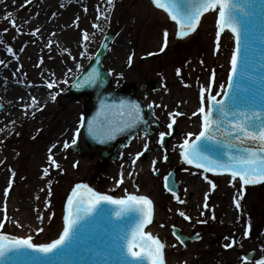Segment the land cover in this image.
<instances>
[{"label":"rangeland","instance_id":"rangeland-1","mask_svg":"<svg viewBox=\"0 0 264 264\" xmlns=\"http://www.w3.org/2000/svg\"><path fill=\"white\" fill-rule=\"evenodd\" d=\"M105 1L108 2V0ZM113 4L114 6L108 4L106 8L105 15L109 17L108 21L103 19L104 15L102 14H100L101 18L96 21L97 12H94L90 17L89 15H82L86 18L82 21L79 20V28H75L72 25L77 16L72 15L71 4L67 0H31V3L27 5H25V0H16L15 4L12 3V0H3L0 3V41H2L0 43V56L6 62L5 66L9 64L8 62L13 64L15 73L13 78L17 79L18 83H9L8 85H22L29 89H34L31 86H43L45 92L48 93L47 101H38L36 108L24 116V119L20 122H13L7 117V114L14 111V108H9L0 98V104L3 106V112L0 113V129H3V131H0V141H2L0 143V161H2L0 167H2L1 171L4 176L15 172L18 180L14 184L12 181V186L9 189L7 221H4L3 207L5 202L4 191L8 187L9 181L7 183L3 182L0 189L2 195L0 199L4 201L0 205V221H4L5 224L1 231L5 233L18 236L23 233L29 235L33 232L32 237L35 243H48L56 239L62 229L67 200L74 187L77 184L91 181L88 178V173L93 169L90 166L93 161L89 157L75 160L71 155L64 153L58 156L55 150L52 155L60 168L50 166L49 148L55 143L57 146L54 149L63 151V141H71L75 129L79 126V117L83 115L81 106L71 104V98L70 101L64 98L59 93L57 86L53 87V93L48 92L45 88L49 81L60 78L61 72L68 68L66 60H70L71 69V64L77 57L80 59L84 57L93 59L105 37L116 34L117 40L110 50H118L122 45H125V50L120 55V60L123 59L122 73L116 70L114 80L119 86L123 84V81L135 85L139 97L146 106L153 102L160 105V102L153 96L168 91L170 84L168 74L172 77H178L188 84L190 77L187 72L192 70V66L201 69V73L205 72L209 76H211L213 70L216 77L221 72L217 68V64L212 61L221 48L225 46V43L229 42L230 44L231 38L228 35L221 37L219 40L220 49L218 52L215 51L216 13L208 16L203 21L190 40H184L177 35L178 31L175 25L169 21L165 14H160L161 11L156 8L152 0H113ZM21 5L25 6L21 7ZM61 5H64V7H61ZM67 10H70V14H68V17H64ZM9 12L13 14L11 18L7 15ZM52 13H56V15L53 16ZM12 19L16 21V27L20 28V32H17L16 27L12 26L10 22ZM102 20H104V24ZM94 22L98 23L99 27L94 28L92 26ZM69 27L74 29L77 35L76 41L70 39V41H73L70 44L74 43L79 46L80 51L84 52L83 56L80 55L81 52L77 55H69L72 52L66 55L60 52V41H58L59 39L56 40L57 33L60 32V36L67 34ZM90 27L94 30L92 34L94 40L90 41L89 39V42L79 43L81 41L80 30H87ZM36 28H39L40 32L35 36L31 35ZM165 28L169 32L168 44L165 50L160 52L158 46H160V42H163L162 30ZM4 29H7V31H4ZM125 29L127 30L125 31ZM155 36L156 41L153 44L152 41L155 40ZM49 41H51V47L47 46ZM84 44H86V47H84ZM8 47L13 49L14 55L7 51ZM21 48L24 49L22 52L20 51ZM70 50H73L71 46ZM74 52L76 53V51ZM149 52L154 53V55H146ZM130 54L133 55L131 66L128 64ZM41 58L43 63H40ZM20 59L23 61L17 63ZM31 65L34 69L31 68ZM106 68L109 70L110 66L106 65ZM177 68L181 69L180 76L176 74ZM17 69L19 70L17 71ZM143 88H145L148 95L141 94ZM27 92L31 91L27 90ZM53 95H55V99L52 98ZM153 108L158 118L159 110L163 107H155L154 105ZM171 109L174 110V107ZM171 109L169 108V110ZM180 117L181 119H179ZM180 117H177L178 126L176 125L178 150L172 154L168 153L169 151L164 152L161 150L159 157L150 158V161L156 160L159 163L162 162L161 154H171L173 155L171 166L177 168V173L181 172L180 178L194 179L196 174L199 178H202L198 170H194L181 160L179 152H181L180 145L187 129V118ZM68 118H70V124L67 122ZM168 122L169 116L167 115L165 124ZM159 131L160 129L155 130V139L158 137ZM98 158L95 157L94 161ZM73 162H78L76 167L73 166ZM143 167L144 165L141 164L139 174L148 169L149 164L146 165V168ZM45 168H49L47 175L43 171ZM111 168L102 172L103 179L106 181L99 189L103 192L114 186L119 175L118 166ZM85 173L87 176L84 175ZM163 173H165L164 170ZM36 175L37 178H42L44 182L34 185ZM146 175H150L148 171L143 178L138 176L133 179L136 180L134 183L127 180L123 193L140 186L137 192L148 195L153 201L156 215L161 220L154 222L153 228L163 232L169 243H175L181 250V253L170 250L165 254V264H170L174 260L183 262L187 257H190V254L195 256L193 259L195 262L191 261L189 264H254L255 260L261 258L262 251H264L262 249L264 241H261L264 231V184L241 189V184L235 180H223L205 174L209 180L217 185L215 189H211L208 181L204 180L205 187L209 189L208 196L211 195L208 199L209 209H203L204 200L202 202V199H197V209L204 212L203 217L195 222L182 223L179 214H169L167 211V199H161L158 193L163 190V188H159V181L152 178L151 175L147 178ZM91 176H93V173H91ZM237 190L243 192L240 209L235 207L233 201ZM24 191L26 195L31 192L32 197L23 199L21 207L15 201L21 197L20 195ZM178 195L180 196L181 193ZM180 197L185 201L182 196ZM170 198L174 203L177 202L173 197ZM46 201L50 202L48 207H45ZM23 205L29 207L28 212L34 215L32 219H29L30 222L33 220L35 224L39 223L38 226L33 223L35 227L30 233L28 228L31 226L30 223L17 218L18 214L25 213ZM180 205L186 210V201ZM231 209L235 212V221H228L225 217ZM38 215H42L44 219L42 221L38 220ZM154 220L156 219L154 218ZM15 221H19L28 227H19ZM173 225L189 237L199 234L202 238L198 242L189 244L184 249L183 245L172 234ZM248 225H251V227L249 235L245 237L243 233ZM37 227L42 228L43 231L37 232ZM225 237L230 239L225 240ZM232 239H235L237 243L231 248H225L224 245ZM252 252L255 253L253 260L246 261L243 259L245 255Z\"/></svg>","mask_w":264,"mask_h":264},{"label":"snow or ice","instance_id":"snow-or-ice-1","mask_svg":"<svg viewBox=\"0 0 264 264\" xmlns=\"http://www.w3.org/2000/svg\"><path fill=\"white\" fill-rule=\"evenodd\" d=\"M3 0H0L2 3ZM15 4L16 0H12ZM31 0H25V5L30 4ZM152 3L159 8L165 9L168 12L172 21H175L180 28L177 33L180 37L188 36L190 32L196 30L200 23L201 17L209 10L217 11V27L215 51L220 49V35L225 29L230 30L234 34L235 48L232 52L230 64L231 69L228 76V89L225 90V85L220 84V91L215 94L212 93V84L215 81V71H212L210 83L207 86H201L199 91V107L196 111L192 112V116H199L200 118V131L198 133H186L182 144L180 145V155L183 160L188 164H196L198 168H202L207 172H216L218 170L228 172L231 174L232 180L239 178L241 182V189L245 185H254L264 182V75L258 76L256 69L253 67L255 61V45L256 34L252 27V16L254 13L245 11V5L251 6L250 0H245L244 4L238 2V0H152ZM108 4L114 6L113 0H108ZM25 5H21L24 7ZM64 7V5H61ZM84 11L88 9L85 6ZM98 21L100 16V6H96ZM9 18L12 17V13L7 14ZM53 16L56 13H52ZM105 21H108V16H103ZM80 17L77 16L73 21L75 28H79ZM13 27H16V21L10 20ZM94 28L99 27V24L94 22L92 25ZM17 32H20V28L16 27ZM7 31V29H4ZM81 41L79 43L89 41V33L87 30L81 29ZM40 32L39 28H36L31 35L35 36ZM163 42L159 48L160 52H163L168 44L169 32L165 28L162 30ZM55 35V33H53ZM259 39L264 41V32L261 33ZM2 43V41H0ZM48 47H51V41H49ZM86 47V44H84ZM24 49L21 48L22 52ZM9 53H13L11 47L7 48ZM67 51V49H65ZM14 55V53H13ZM70 55V53H69ZM81 56L84 55L82 51ZM151 56L154 53H147ZM133 55L128 57V64L131 66ZM75 59V57H73ZM40 63H43L41 58ZM203 63V62H202ZM5 61L0 60V65H4ZM39 66V65H38ZM79 66V65H77ZM259 66L264 69V49L261 50L259 58ZM243 69V70H242ZM19 69H17L18 71ZM68 71H71L69 69ZM240 74L241 79L237 81L235 78L237 74ZM177 76L181 75V69H176ZM15 75V73H14ZM53 75H55L53 73ZM99 73L95 70L89 74L87 78L80 84L81 87L85 85H92L97 82ZM259 79L262 82L260 89V95L257 97L253 91L256 86V81ZM64 83H68L67 80ZM57 84V81L51 80L47 83L46 87L51 89ZM76 86V85H73ZM235 88V91H230ZM222 94V95H221ZM221 96L220 99H217ZM55 99V95L52 97ZM21 99H23L21 97ZM231 103H228V100ZM207 101V106H206ZM258 101V102H257ZM33 105H36L38 101L35 97H32ZM102 110L105 113L104 122L108 125L104 135L108 139L114 138L116 132L124 131L136 127L140 123H147L141 114L140 104L134 101L121 100L118 104L105 105L101 102ZM160 107L161 105L150 103L148 108L153 106ZM32 105H22V107H31ZM167 108V105H163ZM169 116V122L167 123V132L161 131L158 133L157 144L163 148L166 136H171L174 131V125L177 123V117L184 115L179 111H170L167 113ZM122 121V123H121ZM85 125V118L83 115L80 117L79 126L75 129L71 141H63L62 147L68 149L71 146L76 145L77 138L80 134L81 128ZM3 131V129H0ZM88 132L99 138V129L92 122L88 124ZM150 135L148 130L145 131V136ZM195 136V139H191ZM104 142L103 139L100 140ZM2 143V141H0ZM59 143V142H57ZM56 144H52L49 148V161L50 166L60 168V165L56 162L52 155V149L56 148ZM149 144L145 142L143 144V150L135 153V156L131 159V165H135L137 160L149 151ZM166 161L168 159L167 154L163 156ZM74 162V167L76 166ZM153 172L158 171L155 168L156 160L152 161ZM123 167V166H122ZM44 174L49 173V168H45ZM11 175L14 177L15 172ZM128 177L133 176V172H128ZM171 173L165 176V188L172 193L173 198L180 204H184L185 201L173 190L172 184L174 181H170ZM205 181L211 185V189H215L217 185L209 180L208 176L203 177ZM125 176L121 171L119 178L116 180L117 185L124 182ZM231 182V181H230ZM12 186L11 179L9 180L8 187L4 191V221L8 220L7 216V197L9 189ZM234 186V185H233ZM87 190V200L84 198L76 199L73 197L80 195L77 190ZM243 198V192L237 190L236 195L233 197L235 207L241 208V199ZM208 192L204 194L203 209H209ZM103 202H109L114 205L121 206L120 210L116 212L119 217L127 212L139 213L138 215H131L128 217L131 227V238L125 236L123 238L117 237L116 241H107V247L110 249L109 254H116L124 256L126 248L127 257H131L132 260L129 264H165L164 249L165 243L151 232L144 231L147 225L152 223L153 216V201L148 195H127L126 197L116 198L106 193L97 192L94 189L88 187L86 184H77L73 189L72 196L68 198L69 214L64 216V223L62 231L59 233L56 239L51 240L49 243H35L31 235L26 236H13L8 235L3 231H0V260L8 259L10 256H27L30 257L36 264H56L62 257L72 254L76 251V245L80 242V238L83 235L82 229L84 224L88 223L86 219L91 213L95 212ZM50 202L45 203V207L49 206ZM85 203L87 206L85 207ZM75 204V213L71 212V207ZM103 211V208H100ZM171 211V209H169ZM178 214L185 220H191V217L183 210L177 209ZM204 212L201 211V215ZM38 220H43L42 215L37 216ZM4 221H0V229H3ZM202 222V221H198ZM17 226L24 227L19 221H15ZM163 227V225H161ZM251 225L245 228L243 235L247 237L249 235V229ZM37 232H42L43 229L37 227ZM172 234L179 241L180 244H184L185 241L180 235H177L176 226H172ZM194 239H199V234H196ZM225 240H229V237H225ZM123 241H127L125 244ZM142 241L144 243H137ZM150 242V243H148ZM237 241L232 239L230 243L224 245L225 248H231ZM171 247H175L172 245ZM32 250L31 252L27 250ZM139 249V250H136ZM264 249V245H262ZM42 254V255H38ZM127 257H124L127 260ZM244 260H248L249 257L245 255ZM186 264V262H185ZM254 264H264V251L260 259L255 260Z\"/></svg>","mask_w":264,"mask_h":264},{"label":"bare ground","instance_id":"bare-ground-1","mask_svg":"<svg viewBox=\"0 0 264 264\" xmlns=\"http://www.w3.org/2000/svg\"><path fill=\"white\" fill-rule=\"evenodd\" d=\"M70 2L71 4V13L72 15H76L80 17V20H84L86 17H82V15H89V17L94 13L97 12L96 11V6L99 5L100 6V13L105 16L106 13V8L108 6V2L105 0H67ZM85 6L87 7L88 11L85 12L84 8ZM70 10L65 11L66 13H64V17H68V14H70ZM162 12V11H161ZM160 14H163V12ZM217 15H216V19L218 18V10L216 11ZM166 14V13H164ZM212 14V12L210 14H208L203 21ZM96 16V14H95ZM60 19V18H58ZM103 24H104V20ZM101 21V22H102ZM53 25V23H51ZM202 25V24H201ZM48 28V27H47ZM88 33H89V39L94 40L93 39V31L90 28H87ZM127 29H125L126 31ZM178 31V29H177ZM198 30H195L193 32H190L188 36L185 37H180L181 39L184 40H190V38H192L195 33ZM179 32V31H178ZM60 32L57 33L56 36V40L60 41V52H67L68 50L72 53H70L71 55H77L79 52H82V50L80 51V47L77 46L76 44H70L73 41H70V39H74L76 41L77 39V35H76V31H74V29L70 28L68 29L67 34H63L62 36H60ZM225 34H227L230 38V44L229 42L225 43V46L223 48H221V50L217 53V55L215 56V58L213 59V63L217 64V68H219V70H221V72L219 73V75H217V77L215 76V81L212 84V93L215 94L216 92L220 91V84H224L225 85V90L228 86V76H229V72L231 69V64H230V59H231V55L232 52L235 48L234 46V34L227 31ZM156 41V36H155V40L152 41V43L154 44ZM89 42V41H87ZM89 44V43H88ZM70 46L72 47L73 50H70ZM162 46V43L160 42V46H158L159 48ZM231 46V47H230ZM230 47V51L227 54V51ZM65 49H67V51H65ZM125 50V45L120 46V49L112 51L110 50L108 52V54L106 55L104 61L106 62L107 66H110L109 71L113 72V75H115V71L118 70L121 72L122 69V61L120 60V55L124 52ZM59 51V50H58ZM76 51V53L74 52ZM87 58V57H84ZM0 60L1 56H0ZM76 61H81L83 63L82 59L80 60L78 57L77 59H75ZM104 62V66L105 65ZM6 63V62H5ZM9 64H7V66H5V64L3 65V67L1 68V72H0V98L5 102V104H7V106L9 108H14V111H12L10 114H7V117L9 119H11V121L13 122H20L22 119H24V116H26L27 114H29L30 112H32L31 110H34L36 108V105H33L32 102V97H35L37 101H47V94L45 92L42 91H37L38 89H30L31 93H26V89H23L24 87L22 85L19 86H10L7 85L9 83H17V79L13 78L14 75V66L12 63L8 62ZM75 61L73 62L74 65ZM193 68H191L192 70L188 71L187 74L190 77L189 83L187 84L186 81L184 82L182 79L178 78V77H172V75L168 74V81L170 82L169 84V89L167 92H162L160 94H156L155 96H153V98H155L156 100H158L160 102V105L163 107V105H167V108L163 107V109L159 110V115L158 118L161 120V122L158 124V126L161 125V127L164 125L165 122V117L167 116V113L170 111H179L181 113H184V115H182V117H186L187 118V122H186V133L192 132V133H198L200 131V118L199 116H192V112L196 111L197 108L199 107V91H200V87L201 86H207L210 83V78L211 76L206 75V73H201V69L199 68H195V66H192ZM31 68L34 69L31 65ZM122 73V72H121ZM77 75V70L73 69L72 72L70 73V78L75 77ZM125 82V81H123ZM107 91V90H106ZM100 94H92L89 96H85L84 99L81 98H77V100L82 103V105L84 104L86 107H91L94 104L97 105V107L101 106L102 104L99 103L100 99L98 95ZM155 94V93H154ZM222 95V94H221ZM21 97L23 99H21ZM221 96H218L217 99H220ZM40 103V102H39ZM106 104L107 105H111V100H106ZM22 105H32L31 107H22ZM146 106V105H145ZM160 106V107H161ZM179 107L178 109H175L176 107ZM206 106H207V101H206ZM147 107V106H146ZM172 107H174V110L171 109ZM169 108L171 110H169ZM181 109V110H180ZM181 119V117L179 118ZM67 122L70 124V118L67 119ZM178 126V123L176 124ZM176 128V126L174 127ZM185 133V134H186ZM168 138H170L172 140V142L176 141V130L174 129L173 134L171 136H167ZM185 137V135H184ZM149 139L151 140V142L153 143V146L151 147V149L153 150L154 155L156 153H158V151H156V146H157V142L154 140L153 136H150ZM191 139H195V136H193ZM130 140L129 142V148L125 149L123 151L124 153V160H126L127 156H128V150L129 149H139L141 147H143L144 144V140L142 139L140 143H138V138L135 136L134 140L133 139H128ZM174 140V141H173ZM178 148L174 147L171 149V152L173 153L174 151H177ZM98 152L100 151L99 149L97 150ZM96 152V153H98ZM72 153V152H71ZM180 154V152H179ZM97 155V154H96ZM95 155V156H96ZM153 155V154H152ZM159 157V156H157ZM181 157V155H180ZM182 162L186 163L183 158L181 157ZM2 163V161H0V164ZM142 163V162H141ZM188 164V163H187ZM144 166H146V163H143ZM158 171L156 172H152L150 173L152 178H156L159 181V188H162V186L165 185L164 180H162L161 178H165V175L163 174V166L162 167H158L156 168ZM197 169V168H196ZM2 167H0V189L2 187L3 182H8L10 179L11 181L14 182H18L16 176H11V174H7L6 176H4V173H2ZM150 170V169H149ZM198 172H200V174L202 175V178H199V176H197L194 179L191 178H185L182 179L179 176L176 177V179L174 180L176 182V184L181 185L180 186V193L185 201H186V210L188 209V211L184 210L180 203H177L170 198L172 197L171 193H169L168 191H159V196H161V199H167L168 205H167V211L170 213H177V209L183 210L184 212H186V214L188 216L191 217V220H185L184 218H182L180 216V221L182 223L184 222H190V221H196L198 219H201L203 217V215H201V211L199 209H197V199H202V202L204 200V194L205 192H209V189H207L208 187H205V183H204V176L205 174H208L207 172H204L201 168L198 170ZM157 174V176H156ZM159 174V175H158ZM150 175H146L145 177L149 178ZM36 178H34V185H38L40 182H44V180L42 178H37V175L35 176ZM140 177H144V175H141ZM230 176H224L223 180L229 179ZM96 179H98V175L95 176ZM132 178L136 179V177L133 175L132 177H128V175L125 176V180L127 183V180H131ZM140 178V179H142ZM136 181V180H135ZM237 182H239V178L236 179ZM241 183V182H239ZM140 188V186L138 187ZM137 187H134L133 189H131L129 191L128 194H124L122 195L123 197H126L127 195L130 194H134V195H145V194H139L137 193V191H139ZM114 188H112L111 190H109L107 192L108 195H112ZM122 190H124V188H122ZM78 191V190H77ZM166 192V193H165ZM163 193H165V195H163ZM209 195V194H208ZM21 197L16 200L15 202L18 203V206L22 207V203L21 201L23 199H28L30 197H32L31 192H29V194H25V191L20 195ZM113 196V195H112ZM211 196V195H210ZM209 196V197H210ZM2 197L1 192H0V198ZM3 200L0 199V205L3 204ZM27 208V209H26ZM13 209V208H11ZM23 209L25 211V213L23 214H18V220L20 219L21 221L26 220L30 223L31 226H26L25 224H23L25 227L29 228V233L31 231L34 230L35 225L38 226L39 223L35 224L33 222L32 219L34 217V215L30 212H28L29 207H26L23 205ZM169 209H171V211H169ZM190 210V211H189ZM12 211V210H11ZM179 216V215H178ZM228 221H235L234 217H235V212L233 209L229 210L226 213V216ZM152 223L150 225L147 226V228L145 229L146 232H151L153 235L158 236L162 242L165 243V249H164V257L165 254H167L168 252H170V250H175V252H180L181 250H179V248L176 246L175 243H169V240L167 239V236L159 231L158 229H154L153 228V223L157 222V221H161L158 216L156 215V210L153 207V216H152ZM154 218L156 220H154ZM35 225H34V224ZM22 224V223H21ZM34 225V226H33ZM177 231H179L180 233H182L181 229L176 228ZM184 234V233H183ZM26 233L23 234H19L18 236H26ZM31 236H33V232L31 234H29ZM261 241H264V231L261 237ZM231 241H229L230 243ZM241 242V241H240ZM228 243V242H227ZM172 245H175V247H171ZM234 246V245H233ZM232 246V247H233ZM190 257H187L185 259V261L183 262H178L177 260L172 261L170 264H189L191 261L195 262L194 259V255L190 254Z\"/></svg>","mask_w":264,"mask_h":264},{"label":"water","instance_id":"water-1","mask_svg":"<svg viewBox=\"0 0 264 264\" xmlns=\"http://www.w3.org/2000/svg\"><path fill=\"white\" fill-rule=\"evenodd\" d=\"M244 3L245 2H243L242 4H244ZM263 3H264V0H253L252 2H250L251 6H249L248 8L253 11L255 16L264 17V8H262V4ZM245 6H248V5H245ZM260 35L261 34H256V37H257L256 42H258V43L262 42L259 39ZM111 42H112V38L109 37L107 39L106 43L104 44L103 48L100 50V52H99L94 64L92 65V67H91L92 71H94V70L97 71V72H100V70L102 71L100 63H101V60H102L104 54L108 50V45ZM263 43H264V41H263ZM255 61L258 62V59L255 58ZM258 73H259V70H256L255 74L258 75ZM101 75H102L101 76V82H100L99 86H97L95 88L93 86H89L86 89H82V88H79V87H81L80 85H79V87H78V85H76L77 88L75 87L76 90H74V93L76 95H81L82 93H87V94H100V93H102L101 95H98L99 99H100L99 103H101L103 101L105 105H107L106 104V100H108V101L111 100V105L114 104V103L118 104L119 101H121V100L134 101V102L140 104V102H138V101H136L134 99L133 91L123 92V93L119 92V94L114 91V92H112L110 94H106L103 87L105 86V84L107 85V83L110 81V78L104 72H102ZM233 89L235 91V88H233ZM96 106L97 105L94 104V107H96ZM99 113H100V114H98L99 116L97 115L96 119L94 120L95 121L94 125H96L98 127V129H99V131L101 133V139H103L104 142H107V141H110V140H113V141L119 140L120 141V140L125 139L126 137H129V139H131L135 133H137L140 130H145L146 127H147L146 123H140L134 130H132L130 132V134L122 135L121 131H120V132H116L114 134V138L108 139L107 136L104 135V133H105L107 127H108V125L104 122V117L103 116H105V113H104V111L102 109L99 111ZM141 114L143 115L142 108H141ZM98 122H101V123L99 124ZM102 124H103V127H102ZM100 145H102V144H100ZM171 181H173V179ZM171 186H172L173 189L176 188V185L174 183ZM82 192H84L83 189H79L78 190L79 194H81ZM130 195H134V194H130ZM98 208H97V210H98ZM97 210L95 212L91 213V216L89 218L87 217L88 219L86 218L88 220V223L92 222L95 219L96 222H98V220H100V223L102 225L106 224L107 220L104 219L100 215V212H98ZM128 217H126V220L129 222ZM96 231H99V229H97ZM6 234L10 235V233H6ZM102 234H103V232L101 233V235ZM106 234L107 233H104V236ZM130 236H131V234H130ZM183 240L185 241V244L187 243V241H189L186 238H183ZM137 243H144V242L137 241ZM77 252H78V254L74 256L73 260H70V264H98L99 261L98 262H95V261L99 260L100 259L99 257H101V255L105 254L104 253V248L101 245H97L96 243H92V245H89V246H87L84 249L82 247L76 248V251L74 253L76 254ZM71 255H73V253Z\"/></svg>","mask_w":264,"mask_h":264},{"label":"flooded vegetation","instance_id":"flooded-vegetation-1","mask_svg":"<svg viewBox=\"0 0 264 264\" xmlns=\"http://www.w3.org/2000/svg\"><path fill=\"white\" fill-rule=\"evenodd\" d=\"M127 154H128V156H127L126 160H124V153L122 154V157H121V160H120V166H125V165L127 167L131 166L132 157L129 156L131 154V151H129Z\"/></svg>","mask_w":264,"mask_h":264}]
</instances>
